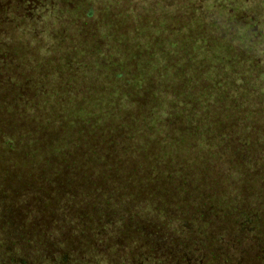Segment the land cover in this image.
Listing matches in <instances>:
<instances>
[{
  "label": "trees",
  "instance_id": "obj_1",
  "mask_svg": "<svg viewBox=\"0 0 264 264\" xmlns=\"http://www.w3.org/2000/svg\"><path fill=\"white\" fill-rule=\"evenodd\" d=\"M0 264H264V0H0Z\"/></svg>",
  "mask_w": 264,
  "mask_h": 264
},
{
  "label": "rangeland",
  "instance_id": "obj_2",
  "mask_svg": "<svg viewBox=\"0 0 264 264\" xmlns=\"http://www.w3.org/2000/svg\"><path fill=\"white\" fill-rule=\"evenodd\" d=\"M55 1V0H54ZM97 5H98V3H95V7H97ZM93 6V7H94ZM94 7V8H95ZM87 10V12H92V10H90L89 8H87L86 9ZM45 11V10H44ZM94 13V12H93ZM95 14H96V12H95ZM91 19H95L93 16L89 19V21L91 20ZM42 19H40V21H41ZM43 22H45V20H42V22H38V29H39V31H42V32H40V33H42V35H44V36H47L48 35V37H49V35L52 33V29H53V31L55 30V28L52 26V25H50V24H48V26H49V28L47 29V31H44V29L41 27V25L43 24ZM46 23V22H45ZM51 29V30H50ZM38 30H37V32H39ZM70 32V31H69ZM54 33H56V32H54ZM41 35V36H42ZM84 35H86V34H84Z\"/></svg>",
  "mask_w": 264,
  "mask_h": 264
}]
</instances>
